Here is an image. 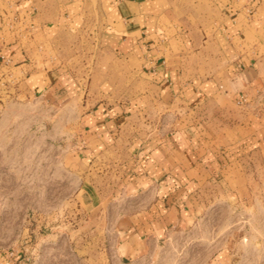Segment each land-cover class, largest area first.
Segmentation results:
<instances>
[{
    "label": "crops",
    "instance_id": "0c3cea01",
    "mask_svg": "<svg viewBox=\"0 0 264 264\" xmlns=\"http://www.w3.org/2000/svg\"><path fill=\"white\" fill-rule=\"evenodd\" d=\"M216 6L222 66L202 69L205 46L171 0H0V75L14 73L47 108L26 115L28 125L6 126L5 139L16 135L17 149L35 139L52 169L56 142L68 143L60 146L74 152L86 219L113 231L123 263L165 261L162 243L193 228L208 203L247 192L252 179L242 169L251 156L264 213L262 110L231 114L222 130L202 117L164 124L170 107L213 105L227 115L229 98L264 89V0ZM27 250L15 249L11 264H29Z\"/></svg>",
    "mask_w": 264,
    "mask_h": 264
},
{
    "label": "rangeland",
    "instance_id": "374dc122",
    "mask_svg": "<svg viewBox=\"0 0 264 264\" xmlns=\"http://www.w3.org/2000/svg\"><path fill=\"white\" fill-rule=\"evenodd\" d=\"M171 1L184 24L196 33L199 47L205 46L208 62L202 61L198 67L222 66V59L216 53V35L221 22L216 0ZM262 33L260 56L264 58V31ZM90 54L88 62H91ZM252 55L259 58V46L254 48ZM213 57L216 58L213 60ZM20 82L9 71L0 75V251L15 252L18 247H27L29 264H264L259 159L252 156L242 169L252 179L247 192L241 197L232 195L229 199L221 197L208 203L209 210H205L193 228L162 243L160 251L165 254V261H118L113 231L99 230L96 223L86 219L89 203L80 195L79 168L74 152L71 157L65 155L60 146L68 143L56 142V164L52 169L47 159L42 158V152L46 151L38 154L31 144L35 139L28 138V145L20 144L18 149L16 135L6 141L3 134L6 126L28 125L31 120L25 118L26 115L47 110L38 99L24 93ZM255 93L257 97H244L242 102L229 98L227 115L223 111L215 114L213 105L195 112L179 105L167 110L163 122L173 129L202 117V121L214 129L222 130L224 123L229 124L231 114L264 112V89ZM59 110L58 107L57 112ZM65 159L71 165H64ZM49 174L55 175V181L48 180Z\"/></svg>",
    "mask_w": 264,
    "mask_h": 264
},
{
    "label": "built area",
    "instance_id": "2783aa9c",
    "mask_svg": "<svg viewBox=\"0 0 264 264\" xmlns=\"http://www.w3.org/2000/svg\"><path fill=\"white\" fill-rule=\"evenodd\" d=\"M245 98L242 99L244 101ZM240 101V102H242ZM15 257V252L8 251L3 255L2 264H11L13 262V259Z\"/></svg>",
    "mask_w": 264,
    "mask_h": 264
}]
</instances>
